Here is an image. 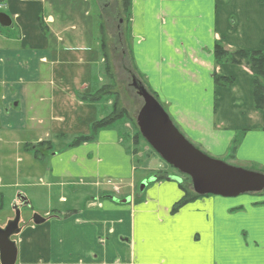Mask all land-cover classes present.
<instances>
[{"label": "crops", "instance_id": "crops-1", "mask_svg": "<svg viewBox=\"0 0 264 264\" xmlns=\"http://www.w3.org/2000/svg\"><path fill=\"white\" fill-rule=\"evenodd\" d=\"M91 1L0 0L12 21L0 25V124L33 136L5 148L29 150L38 163L35 172L3 173L0 189L23 188L22 175L38 174L46 189L71 192L61 189L67 209L18 226L15 264H264V200L208 196L173 212L184 196L178 182L144 181L136 192L133 154L115 125L70 146L109 115L101 102L78 98L95 89L104 63ZM131 15L137 70L186 138L213 158L263 171L264 111L254 105L253 74L217 64L214 47L264 51V0H132ZM215 75L234 83L219 87ZM45 142L38 159L34 150ZM107 180L126 190L123 197L97 187Z\"/></svg>", "mask_w": 264, "mask_h": 264}, {"label": "rangeland", "instance_id": "rangeland-1", "mask_svg": "<svg viewBox=\"0 0 264 264\" xmlns=\"http://www.w3.org/2000/svg\"><path fill=\"white\" fill-rule=\"evenodd\" d=\"M87 5L90 7L91 15L96 19L97 32H94L95 37L98 39L101 38L102 33L100 31V27L103 25L105 28V44L107 47V54L109 56L108 61L102 63V66L97 68L99 72H102L101 80H96L97 84L93 92L105 87V93L101 94L103 95V99L100 101L101 106H103L104 110H106L105 113L111 114L117 100L118 104L117 108H115L116 113H121L124 111V114H126L114 125L120 129L125 147H127L133 154V163L135 167L134 188L136 192H138V190L141 191L144 181H147V185H150L152 183L163 182L165 180H175L178 182L181 189L184 187L186 191L194 192L191 178L168 165L158 154L154 152V150L145 140L140 139L138 146L134 144L137 138L136 136H138L139 133L136 116L142 108L144 102L143 99L138 96L137 92L129 86L132 83V78L131 74L128 72V69H130L133 74H135L136 78L142 82V84L151 94L155 96L156 94L148 86L147 79L142 76L135 65L132 54V15L129 16L128 13L122 12L121 0H92ZM81 6L84 7L83 3ZM1 30L7 31L8 29L2 28ZM107 68H109L110 74L107 73ZM1 96L2 95L0 94V97ZM156 98L158 99L157 96ZM161 105L166 111L168 110L165 104L161 103ZM1 109L2 104L0 103V110ZM1 127L2 125L0 124V176H2L3 173L9 172L10 170L14 173L21 171L24 172L30 168H33V172L38 170V163L33 161V159H29L32 156L29 150L22 149V151L19 153L15 149L9 150L8 148H5L6 143H11L10 147H16V144H14L16 141L23 140V143H25L26 140L24 139L31 137L32 135L28 133V131L27 133L23 132L22 134H17L10 131H5L4 128ZM13 134H16V136ZM27 141L32 142L34 140L28 138ZM194 146L201 150L196 145ZM201 151L204 152L203 150ZM16 156L17 158L21 156L22 162H17ZM42 157H39L38 159H41ZM224 162L233 167L243 168L248 171L264 174V170L262 171L253 165L233 164L227 160ZM39 164V169H42L43 171H45V168H48L49 166V162L47 160L42 161ZM39 177L40 175L34 174V179L27 181L22 175L20 182L22 186H24L23 188L0 189V192L5 194V198H1L0 200V222L2 224L7 221V218L15 219L17 211L21 212L23 218L30 217L32 213L44 217L47 212H50L51 208L54 210H64L71 205V202L67 204L59 203L62 193L61 189L63 188H53L50 191L46 189V185L49 183V180H46V178L43 177V181L45 183V186L43 187ZM97 187L105 188L108 193L110 192L111 194H114V197L119 199L121 198L122 193L126 192V190L121 191L122 186L120 184L109 180ZM63 190L66 191V197L71 193L69 191L70 189L68 188ZM48 191H50L49 194ZM88 192L90 194L96 193L93 188ZM19 193L27 194L31 202L29 207H13L14 204H12V201ZM211 196L213 195H209V197ZM243 196H250V198L264 200V191L260 193H248L239 197L242 198ZM202 197H208V195ZM62 200L65 202L66 198H62ZM96 203L99 204L98 199L90 202V204Z\"/></svg>", "mask_w": 264, "mask_h": 264}, {"label": "water", "instance_id": "water-1", "mask_svg": "<svg viewBox=\"0 0 264 264\" xmlns=\"http://www.w3.org/2000/svg\"><path fill=\"white\" fill-rule=\"evenodd\" d=\"M0 25L11 27L12 21L0 14ZM132 87L143 106L136 116L137 126L144 140L162 160L192 180L193 191L200 195L235 198L248 193L264 191V174L233 167L213 158L196 148L177 128L169 113L135 75H131ZM143 183L141 189L145 188ZM45 221L40 215L33 218L34 224ZM14 228H0L1 264H15L16 246L11 236L19 230V218L11 222Z\"/></svg>", "mask_w": 264, "mask_h": 264}, {"label": "trees", "instance_id": "trees-1", "mask_svg": "<svg viewBox=\"0 0 264 264\" xmlns=\"http://www.w3.org/2000/svg\"><path fill=\"white\" fill-rule=\"evenodd\" d=\"M121 9L123 13L124 12L128 13L129 16H131L132 0H121ZM100 31L102 33L101 38H100V41H101L100 47L102 51V57L104 59V62H106L108 61L109 56L107 54V47L105 44V40H106L105 33H104L105 28L103 25L100 27ZM214 58L217 64L229 63L233 65H245L251 70L253 74L254 105L256 109L264 111V51L262 50H259V51H245V50L227 51L224 49V47L220 43H217L214 47ZM106 71L108 74H110L109 68H107ZM128 72L131 75L133 74V72L130 69H128ZM214 81H215V84L219 87H230L234 83L233 78L220 77L216 75L214 76ZM105 90L106 88L104 87L98 91L97 90L95 92L92 91L89 94L79 93L78 98L84 103L100 102L103 99L102 97L103 95L101 94L105 93ZM117 104L118 102L116 100V104L114 105L111 114H109L108 116L100 120H97L96 122L92 124L91 132L89 135L73 138L70 146L71 147L78 146V145H81L87 142L95 141L98 133L101 130L111 127L118 120L122 119L126 114H124V111H122L121 113H116L115 108H117ZM136 137L137 138L134 144L138 146L139 140L140 139L144 140V138L142 137L140 131L138 133V136ZM45 144L46 142L38 144L36 146V149L34 150V155L36 158L42 157V154L40 151H41V147H43ZM237 146H238V140H235L231 148V151L233 153L236 150ZM182 190L184 192V197L182 198L180 202H178L174 206L173 212H177L182 206L186 205L187 203L192 202L193 200L197 198L202 197L194 192L186 191L184 187H182Z\"/></svg>", "mask_w": 264, "mask_h": 264}, {"label": "flooded vegetation", "instance_id": "flooded-vegetation-1", "mask_svg": "<svg viewBox=\"0 0 264 264\" xmlns=\"http://www.w3.org/2000/svg\"><path fill=\"white\" fill-rule=\"evenodd\" d=\"M0 200H1V197H0ZM12 202H13L12 204H14V206H13L14 208H17V207H22L23 208V207H29L30 206V203L24 197H22V196L20 197L18 195H16L14 197ZM33 216H34V214L32 213L30 217L23 218L21 212L17 211L15 219L19 218V225L21 226L22 224L24 225V224H27V223H33ZM15 219L8 220L6 222V225L4 226V228L6 229L8 226H10V228L13 229L14 225H11V222L14 221ZM4 228H2V229H4ZM12 236H11V238H12Z\"/></svg>", "mask_w": 264, "mask_h": 264}, {"label": "built area", "instance_id": "built-area-1", "mask_svg": "<svg viewBox=\"0 0 264 264\" xmlns=\"http://www.w3.org/2000/svg\"><path fill=\"white\" fill-rule=\"evenodd\" d=\"M3 8V5H2V3H0V9H2Z\"/></svg>", "mask_w": 264, "mask_h": 264}]
</instances>
